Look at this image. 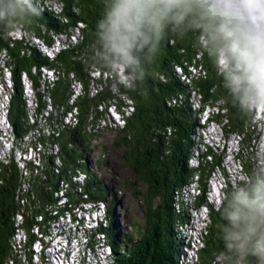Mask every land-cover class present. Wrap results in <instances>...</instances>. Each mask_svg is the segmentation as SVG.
<instances>
[{"label": "trees", "instance_id": "1", "mask_svg": "<svg viewBox=\"0 0 264 264\" xmlns=\"http://www.w3.org/2000/svg\"><path fill=\"white\" fill-rule=\"evenodd\" d=\"M112 3L113 0H0V56L4 55L1 60L13 86L7 123L20 152H26L27 144L34 149L40 146L37 163L26 161L20 167L13 153L0 155V264H33L32 247L53 235L65 215L74 219V212L91 203L104 204L106 226L99 224L92 232L86 231L87 245L93 251L98 243L96 236L102 235L110 251L105 264H179L183 249L175 230L186 220L181 192L192 183L200 192L192 206L206 207L209 220L197 264H258L255 256L227 247L223 231L227 221L223 216L236 192L250 191L257 180L264 178V166L246 162L236 154L249 183H240L235 191L224 189L220 206L213 208L205 199L207 182L215 170L221 169L220 157L194 132L202 128L197 118L201 113L211 115L209 122L222 123L224 135L235 136L240 150L243 146L250 150L258 140L259 133L251 124L252 109L240 107L218 63L221 42L213 38L215 29L231 22L230 18L212 16L195 2L174 8L161 14L158 23L145 24L142 32L147 42L137 39L131 51L137 63L127 64L107 53L101 38L99 25ZM54 4L61 10H54ZM18 28L28 35L27 40L14 37ZM73 31L79 32L76 42L70 39ZM54 35H64L69 47L61 49L53 59L30 45V39L36 38L53 48ZM118 65L122 67L119 74ZM42 67L59 76L43 94L38 79ZM95 72L104 74L105 79L95 78ZM23 75L29 78L32 88L35 86L36 109L32 117L23 99ZM74 80L82 92L73 104L77 109L74 122L64 125L63 117L72 109L69 100ZM191 93L200 102L194 112L188 104ZM45 95L51 108L47 117L43 115L48 105ZM109 109L122 118L121 126L105 129L97 123L108 117ZM104 129L114 133L112 147L123 149L122 163L137 175L145 190L136 192L142 199L145 223L134 227V233L126 238L118 231L116 212L120 204L115 192L90 171L92 161L87 158L95 152L93 143ZM199 144L206 150L194 158ZM51 146L57 147L55 156L48 154ZM107 151L102 147L98 159L92 162L99 169L105 166L102 158ZM193 159L195 163L191 165ZM79 174L83 175V183L74 181ZM175 205L181 211L183 208V213H176Z\"/></svg>", "mask_w": 264, "mask_h": 264}, {"label": "rangeland", "instance_id": "2", "mask_svg": "<svg viewBox=\"0 0 264 264\" xmlns=\"http://www.w3.org/2000/svg\"><path fill=\"white\" fill-rule=\"evenodd\" d=\"M19 35V31L14 33L15 38H17ZM25 39L27 40V36L25 37ZM1 59L2 58H0V155L13 153L17 160V158L20 157V150L17 146L14 145L13 137L10 130H8L7 123L4 120L5 107H3L4 105H1L3 101L4 104L7 102V100H4V96L2 95V93H4L6 88L9 86V84H7L8 81L6 80V78H2L5 76L6 72L3 69V63ZM121 71L122 67H119L118 65L117 74H119ZM95 73L96 75L98 74L97 72ZM177 73H179V70H177ZM94 77L98 79H105L106 76L102 74ZM188 104L192 112L198 110V108H200L198 96L191 93L188 99ZM252 114L251 124L256 132L259 133L258 140L255 143L252 142V145L254 143V147H252L250 150L243 146L239 153L242 160H245L246 162L256 163V165L258 166H264V109H252ZM108 117L109 121L108 118H103L104 121H100L97 123H100V126L105 129L116 128L115 125L121 126V120H119V123H117V116L114 117L112 114L110 115V113H108ZM210 117L211 115L200 113L197 118L200 127L202 126V128H196L194 132L200 140L207 144L208 148H210L214 154L220 157L221 169L215 170L213 174H211L207 182L208 189L206 192L207 201L213 202V208H217L220 206V203L222 201L221 196L223 195L221 191L223 188H231V190L235 191L239 188L240 183H249V179L245 175H243L242 166L237 163V157L235 156L237 153L236 150H239L238 139L232 134L225 136L222 130V123L218 124L216 122H209ZM111 120H113L114 123L111 122ZM41 124H43V122ZM113 136L114 133L105 130L101 132L100 136L95 140V142L93 143L95 145V152H91V154H89L92 157L93 161L96 158L98 159L99 151L102 147H107L108 153H106L105 157L102 158V162H105L104 167L99 169L91 162L90 169L93 170L92 172H96V174L104 180L105 185L110 188V190L115 192L114 194L116 195L120 204V207H118V210L116 212V221L119 226L118 231L120 235H123L126 238V235L128 236L134 233V227H142L145 223V221L143 220L144 209L142 199L139 194H136L137 191L139 192V189L144 190V187L138 181L137 175L129 170L120 160V155L123 149L120 147H112L111 139ZM201 144L198 145V154H201L206 150V147ZM198 154L194 153V158L198 157ZM194 163L195 159L190 161L191 165H193ZM20 166L21 163H19V167ZM102 169L105 171H103ZM210 190H212V192H216V194L214 195L216 199L212 198V193H210ZM194 193L195 195L191 197L193 195L191 193V190H185L181 192V195L183 196L182 203H184L183 205L185 208H187V211L183 213L182 211L184 207L181 211L180 206L177 205H175V210L176 213L179 211L182 212L185 216L188 215L189 217H191L190 221L195 222L196 224L195 226L191 227L192 229L190 230L189 222L186 219L187 222L182 225V228L181 226L179 227L178 224L177 231L175 230V232L177 233V236L182 235L186 238L191 236L192 240H196L195 246L199 248L201 245L200 239L203 240L206 235L208 229V226L206 225L209 223V220L207 218L206 210L195 212L192 209H189L191 204L193 203L194 198L197 195H200L199 191H195ZM219 199L221 200L218 203ZM104 210V204L98 203L96 206L94 204L93 208H84L82 211L74 212V216L76 217L74 218V220L73 218L71 219L70 216L64 217L62 223L56 224L57 226L54 232L60 231L59 233H55L56 235L54 237H46L44 239V247V243L36 244L32 247V263L40 264L41 262H43L44 264H102L101 262H105V260L107 259V252L109 253V249L103 248L104 239L102 238V236H96V239L98 241L96 251H92L88 248L89 246L87 245L88 242L86 240V230L92 232L96 229L99 223H103V226H106V221L104 219V216H102L104 215ZM77 220L79 221V224L78 222H76ZM61 225H63L64 228H62ZM63 233L64 237H62ZM20 238L22 239V237ZM185 240L187 241V239ZM189 247L191 246L189 245L188 248ZM101 249L104 254L101 252ZM94 253L95 255H92ZM96 253L98 255H96ZM45 254L48 256L46 258V261L44 259ZM96 257L97 259H95ZM188 258L186 257L185 253V255L179 260V264H197L195 256L191 257L190 260H188Z\"/></svg>", "mask_w": 264, "mask_h": 264}, {"label": "clouds", "instance_id": "3", "mask_svg": "<svg viewBox=\"0 0 264 264\" xmlns=\"http://www.w3.org/2000/svg\"><path fill=\"white\" fill-rule=\"evenodd\" d=\"M193 2L206 7L212 16L230 18L231 22L215 29L213 38L221 42L218 63L240 107L264 109V37L244 27V12L256 0H214L211 4L208 0H113L99 25L106 52L127 64L137 63L131 51L138 38L147 42L142 32L145 24L158 23L161 14ZM223 218L227 221L223 230L227 247L249 253L258 264H264V178L257 180L250 191L236 192Z\"/></svg>", "mask_w": 264, "mask_h": 264}, {"label": "built area", "instance_id": "4", "mask_svg": "<svg viewBox=\"0 0 264 264\" xmlns=\"http://www.w3.org/2000/svg\"><path fill=\"white\" fill-rule=\"evenodd\" d=\"M56 11L61 10V8H53ZM28 36L25 32H24V36L23 37H17L18 39H22ZM72 37L70 38L71 41L76 42L77 41V32L73 31V34L71 35ZM61 37V38H58ZM53 38H55V45L53 48H40V52L41 53H45V55L49 58V59H53L54 56L61 50V49H66L68 48V43H66L65 41V37L64 35H54ZM63 43V44H62ZM2 58V55H1ZM40 74H41V81L40 85L41 88L43 89L42 94L45 91V89H48L50 87H52L55 83V81L58 79V75L56 74L55 71H53L50 68L47 67H42L40 69ZM92 77V75H90ZM4 78V77H2ZM5 79V78H4ZM6 80L8 81L7 84H9V86L6 88V90L4 91V93H2V95L4 96V100H7V102L4 104V101L1 105H4L3 107H5V115H4V120L7 123V119H6V114H7V105H8V101L12 95V90H11V80L9 78H6ZM1 96V95H0ZM78 98V88L77 85H75V80L72 81L71 84V97L69 100V104L72 106L71 111L68 110L67 112H72V114H75V112H77V109L75 107H73V104L75 102V100ZM23 99H25L26 103H34L35 104V109H36V103L35 102H31L30 101V96L26 95L25 93V86H23ZM45 101L48 103L47 108H46V112L43 114L45 117L48 116V112L51 110L50 108V101L47 95L44 96ZM35 112V111H34ZM108 113H110V115L112 114L114 117L117 116V123H119V116L117 113H115L113 110L109 109ZM42 115V116H43ZM39 117L40 118H42ZM32 117V116H29ZM108 121H109V117ZM38 119V120H39ZM111 122H113V120H111ZM114 123V122H113ZM8 125V123H7ZM8 130H9V125H8ZM40 151V148H32L31 145L27 144L26 145V152H20V157L17 158V161L19 163H24L26 161H33L34 163H37V156H38V152ZM57 153V149H55V152H48L49 155L55 156ZM5 155V154H4ZM4 155H2V157H4ZM25 157V158H24ZM22 166V165H21Z\"/></svg>", "mask_w": 264, "mask_h": 264}, {"label": "bare ground", "instance_id": "5", "mask_svg": "<svg viewBox=\"0 0 264 264\" xmlns=\"http://www.w3.org/2000/svg\"><path fill=\"white\" fill-rule=\"evenodd\" d=\"M46 3H48V2H46ZM44 4V3H43ZM51 5V4H50ZM47 6H48V4H47ZM50 8V7H49ZM52 8H60V6L58 5H55L54 4V6L52 7ZM50 11V10H49ZM56 14V13H55ZM80 28V27H79ZM32 29H34V28H32ZM37 29V28H36ZM17 31H19L20 32V35L18 36V37H23L24 36V31H22V30H20V29H17L15 32H17ZM78 33L79 32H77V38H78ZM42 34V33H41ZM57 34V33H56ZM8 36V35H7ZM33 37V36H32ZM46 38V37H45ZM27 39H28V36H27ZM54 39V42H55V38H53ZM20 40V39H19ZM31 40V47L33 46L34 48L36 47L39 51H40V48H49V47H47L48 45H50V43L47 45V46H45L43 43H44V41H43V43H42V41L41 40H39V39H36V38H31L30 39ZM29 41V40H28ZM46 41V40H45ZM52 41V40H51ZM48 42V41H47ZM52 43V42H51ZM54 45H55V43H54ZM32 47V48H33ZM54 47V46H53ZM81 47V46H80ZM52 48V47H51ZM30 50V49H29ZM63 52V51H62ZM64 53V52H63ZM88 53V52H87ZM25 54V53H24ZM42 54H44L45 55V53H42ZM43 55V56H44ZM25 56V55H24ZM201 56V55H200ZM78 57V56H77ZM1 58V57H0ZM2 58H4V55H2ZM20 58V57H19ZM27 58V57H26ZM65 58V57H64ZM5 59V58H4ZM29 59V58H28ZM68 61V60H67ZM26 63H27V61H25ZM29 63V62H28ZM86 63V62H85ZM101 63V62H100ZM33 64V63H32ZM69 64V63H68ZM64 65V64H63ZM195 65V64H194ZM193 65V66H194ZM33 66V65H32ZM86 66H87V64H86ZM131 66V65H130ZM196 66V65H195ZM19 66H17V68H18ZM27 67V66H26ZM116 67V66H115ZM126 68V67H125ZM3 69H4V71L6 72V74H5V76H4V78H9V79H11L10 78V72H9V70L7 69V68H4V66H3ZM16 69V68H15ZM72 69V68H71ZM185 69V68H184ZM26 70V69H25ZM77 70V69H76ZM13 71V70H12ZM66 71V70H65ZM94 71V70H93ZM105 71V70H104ZM37 72V71H36ZM67 72V71H66ZM17 73V72H16ZM34 73V72H33ZM13 74V73H12ZM19 74V73H18ZM31 74V73H30ZM38 74H39V72H38ZM76 74V73H75ZM85 74V73H84ZM100 74V73H99ZM99 74H97V75H99ZM113 74V73H112ZM95 76H97L96 75V73L94 74ZM206 75V74H205ZM85 76V75H84ZM194 77V76H193ZM209 77V76H208ZM115 78V77H114ZM137 78V77H136ZM202 78V77H201ZM223 78V77H222ZM39 79V81H41V74H40V77L38 78ZM158 79V78H157ZM111 80V79H110ZM21 81H22V87L23 86H25V93H26V95H29L30 96V101L31 102H35V90H33V88L35 87H33L32 88V84H31V82L29 81V78H27L25 75H23L22 76V79H21ZM87 81V80H86ZM85 82V81H84ZM83 82V83H84ZM89 82V81H88ZM96 82V81H95ZM205 82V81H204ZM99 83V82H98ZM194 83V82H193ZM34 85V84H33ZM75 85H77V88H78V95L82 92L81 91V88H80V85H79V83H77L76 81H75ZM192 85V84H191ZM197 85V84H196ZM85 86V85H84ZM145 86H147V85H145ZM103 87V86H102ZM192 87V86H191ZM11 90H13V86H12V82H11ZM203 90V89H202ZM106 91V90H105ZM105 91H104V93H105ZM206 91V90H205ZM199 92V91H198ZM38 93V92H37ZM102 93V92H101ZM126 93V92H125ZM107 94V93H106ZM39 95V94H38ZM51 96V95H50ZM105 96V95H104ZM103 96V97H104ZM39 99V98H38ZM61 99V98H60ZM85 99V98H84ZM91 99V98H90ZM105 99V98H104ZM52 100V99H51ZM68 100V99H67ZM82 100V99H81ZM117 100V99H116ZM65 101V100H64ZM43 103V102H42ZM210 103V102H209ZM27 104V106H28V108H29V116H33L34 115V111H35V104L34 103H26ZM118 104V103H117ZM121 104V103H120ZM83 105V104H82ZM148 105V104H147ZM98 106V105H97ZM123 106V105H122ZM84 107V106H83ZM86 107V106H85ZM64 108V107H63ZM68 108V107H67ZM116 108V107H115ZM84 109V108H83ZM157 109V108H156ZM87 110V109H86ZM97 110V109H96ZM122 110V109H121ZM135 111V110H134ZM140 112V111H139ZM116 113V112H115ZM119 113V112H118ZM126 113V112H125ZM75 114H76V112H75ZM75 114H72V112H67L66 114H65V116L63 117V124L64 125H69L71 122H74V115ZM27 115V114H26ZM96 115V114H95ZM176 115V114H175ZM78 116V115H77ZM93 116V115H92ZM24 117V116H23ZM104 117V116H103ZM187 117V116H186ZM121 118V117H120ZM120 118H119V120H120ZM146 118V117H145ZM9 119V118H8ZM122 119V118H121ZM82 121V120H81ZM140 121V120H139ZM39 123V122H38ZM79 127V126H78ZM185 127H186V125H185ZM108 129V128H107ZM123 129V128H122ZM105 130V129H104ZM57 131V130H56ZM125 131V130H124ZM180 132V131H179ZM34 133V132H33ZM79 133V132H78ZM85 133V132H84ZM181 133V132H180ZM124 134H125V132H124ZM29 137V136H28ZM96 138V137H95ZM124 138V137H123ZM21 139V138H20ZM121 139V138H120ZM119 139V140H120ZM118 141V140H117ZM41 142V141H40ZM119 142V141H118ZM39 144V143H38ZM240 145V144H239ZM244 145V144H243ZM83 146V145H82ZM95 146V145H94ZM108 146V145H107ZM33 148V147H32ZM38 148H40V146L38 147ZM83 148V147H82ZM55 149H57V147L56 146H51L50 148H48V152H55ZM132 149V148H131ZM106 150V149H105ZM192 151V150H191ZM237 151V150H236ZM77 152V151H76ZM126 152H128V151H126ZM131 153V152H130ZM133 153V152H132ZM240 154V153H239ZM199 155V154H198ZM128 156V155H127ZM52 158V157H51ZM54 158V157H53ZM88 160H90V161H92L93 162V159H92V157L90 156V155H88ZM238 158V157H237ZM240 158V157H239ZM79 159V158H78ZM115 159V158H114ZM52 160V159H51ZM121 160V159H120ZM178 160V159H177ZM52 161H54V160H52ZM181 162V161H180ZM235 162V161H234ZM54 163V162H53ZM87 163V162H86ZM86 163L84 164V165H86ZM15 164V163H14ZM56 164L57 165H59V162L57 161L56 162ZM89 164V163H88ZM105 164V163H104ZM245 164H246V162H245ZM181 165V164H180ZM241 165V164H240ZM243 165V164H242ZM172 166V165H171ZM175 166V165H174ZM49 167V166H48ZM52 167H54V166H52ZM110 167V166H109ZM1 168V167H0ZM178 168H179V166H178ZM199 168V167H198ZM116 169V168H115ZM187 169V168H186ZM195 169V168H194ZM197 169V168H196ZM39 170V169H38ZM60 170V169H59ZM88 170V169H87ZM103 170V169H102ZM108 170V169H107ZM114 170V169H113ZM175 170V169H174ZM208 170V169H207ZM259 170V169H258ZM90 171H93L92 169H90ZM103 171H105V170H103ZM182 171V170H181ZM179 172V171H178ZM32 173V172H31ZM105 173V172H104ZM57 174V173H56ZM84 174V173H83ZM95 174V173H94ZM187 174V173H186ZM75 175V174H74ZM110 175V174H109ZM210 175V174H209ZM68 176V175H67ZM140 177V176H139ZM172 178V177H171ZM186 178V177H185ZM86 179V178H85ZM42 180V179H41ZM78 181L79 183H83V175L82 174H79L77 177H75L74 178V181ZM89 180V179H88ZM147 180V179H146ZM199 181V180H198ZM101 182V181H100ZM122 182V181H121ZM60 183V182H59ZM15 184V183H14ZM40 185V184H39ZM82 187V186H81ZM176 187V186H175ZM32 188V187H31ZM104 188V187H103ZM148 188V187H147ZM58 189V188H57ZM84 191V190H83ZM147 192V191H146ZM52 193V192H51ZM98 193V192H97ZM11 196V195H10ZM61 196H63V195H61ZM213 197H214V199H216V197L213 195ZM86 199V198H85ZM44 200V199H43ZM146 200V199H145ZM73 201V200H72ZM66 203H67V201H66ZM202 204V203H201ZM78 205V204H77ZM93 205L94 204H89V205H84L83 207L84 208H87V209H89V208H93ZM97 205V204H96ZM95 205V206H96ZM125 206V205H124ZM70 207H72V206H70ZM75 207V206H74ZM199 207V206H198ZM73 209V208H72ZM148 209V208H147ZM71 210V209H70ZM81 210H83V209H81ZM156 210H158V209H156ZM61 211V210H60ZM69 211V210H68ZM79 211V210H78ZM77 211V212H78ZM154 212V211H153ZM32 213V212H31ZM70 213V212H69ZM107 213V212H106ZM173 213V212H172ZM155 214V213H154ZM63 215V214H62ZM109 215V214H108ZM65 216H67V215H65ZM155 216V215H154ZM157 216V215H156ZM187 216V220H188V222H189V225H190V227H193V226H195V222H191L190 220H191V217H189L188 215H186ZM114 217V216H113ZM116 217V216H115ZM151 217V216H150ZM48 218V217H47ZM75 218V217H74ZM152 218V217H151ZM71 219H72V217H71ZM141 219V218H140ZM148 219V218H147ZM156 219V218H155ZM194 219V218H193ZM63 220V219H62ZM61 220V221H62ZM74 220V219H73ZM76 220V219H75ZM186 220V221H187ZM199 220V219H198ZM141 221V220H140ZM87 222V221H86ZM117 222V221H116ZM161 222V221H160ZM162 223V222H161ZM103 224V223H102ZM122 224V223H121ZM147 224V223H146ZM69 225V224H68ZM104 225V224H103ZM113 225V224H112ZM131 225V224H130ZM142 225V224H141ZM160 225V224H159ZM115 227V226H114ZM76 228V227H75ZM149 228V227H148ZM150 229V228H149ZM75 230V229H74ZM112 230V229H111ZM117 230V229H116ZM46 232V231H45ZM25 234V233H24ZM94 234V233H93ZM95 235V234H94ZM97 235V234H96ZM102 236V235H101ZM147 237H148V235H147ZM97 240V239H96ZM79 242V241H78ZM110 244V243H109ZM101 251H102V249H101ZM112 252V251H111ZM6 253V252H5ZM104 254V253H103ZM2 256V255H1ZM0 256V257H1ZM103 257V256H102ZM45 258H47V255L45 256ZM105 259V258H104ZM177 260V259H176ZM110 261V260H109ZM113 263V262H112ZM92 264V263H91ZM97 264V263H96Z\"/></svg>", "mask_w": 264, "mask_h": 264}, {"label": "water", "instance_id": "6", "mask_svg": "<svg viewBox=\"0 0 264 264\" xmlns=\"http://www.w3.org/2000/svg\"><path fill=\"white\" fill-rule=\"evenodd\" d=\"M214 0H208L211 4ZM244 27L252 34L264 37V0H256L250 10L244 12Z\"/></svg>", "mask_w": 264, "mask_h": 264}]
</instances>
